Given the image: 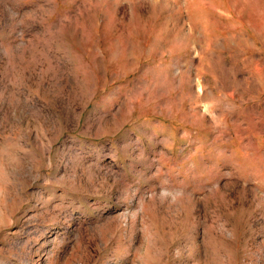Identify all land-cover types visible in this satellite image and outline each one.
Instances as JSON below:
<instances>
[{
  "label": "rangeland",
  "instance_id": "obj_1",
  "mask_svg": "<svg viewBox=\"0 0 264 264\" xmlns=\"http://www.w3.org/2000/svg\"><path fill=\"white\" fill-rule=\"evenodd\" d=\"M0 264H264V0H0Z\"/></svg>",
  "mask_w": 264,
  "mask_h": 264
}]
</instances>
